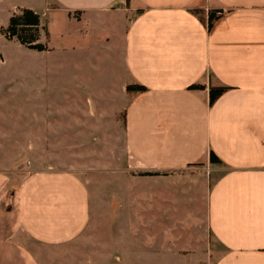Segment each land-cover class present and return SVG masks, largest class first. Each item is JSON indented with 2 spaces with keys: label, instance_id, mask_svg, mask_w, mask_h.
Segmentation results:
<instances>
[{
  "label": "crops",
  "instance_id": "crops-1",
  "mask_svg": "<svg viewBox=\"0 0 264 264\" xmlns=\"http://www.w3.org/2000/svg\"><path fill=\"white\" fill-rule=\"evenodd\" d=\"M11 1L38 21L36 4L54 12L66 41L83 39L85 52L97 53L87 59L97 58L90 66L104 81L90 88L98 100L122 99L111 107L120 116L118 174L143 181L158 218L188 212L201 221L203 247L190 232L198 226L176 214L184 231L168 253L264 264V0ZM212 9L221 13L206 28ZM218 85L227 88L209 103L208 88ZM26 165L15 175L0 169V264H39L36 248L71 240L92 222L82 174Z\"/></svg>",
  "mask_w": 264,
  "mask_h": 264
},
{
  "label": "rangeland",
  "instance_id": "rangeland-1",
  "mask_svg": "<svg viewBox=\"0 0 264 264\" xmlns=\"http://www.w3.org/2000/svg\"><path fill=\"white\" fill-rule=\"evenodd\" d=\"M22 7L19 1L0 2V169L15 175L28 160L26 166L31 168H68L82 174L92 220L71 240L36 248L37 262L208 264L206 255H171L166 248L168 242L181 239L178 232L183 228L177 224L183 222L175 219L176 214L198 226L190 232L194 243L203 247L198 216L188 219L191 213L183 212L158 218L162 210L149 201L143 181L123 180L118 174L123 156L120 116L111 107L122 99H97L93 88L104 80L90 66L97 58L87 59L97 53L85 52L83 39L66 41L63 21L40 4L35 5L38 41L46 49L36 51L13 36L6 38L2 28ZM158 223L168 225L156 227ZM117 245L123 248L121 255L113 249ZM153 248H157L154 254Z\"/></svg>",
  "mask_w": 264,
  "mask_h": 264
},
{
  "label": "trees",
  "instance_id": "trees-1",
  "mask_svg": "<svg viewBox=\"0 0 264 264\" xmlns=\"http://www.w3.org/2000/svg\"><path fill=\"white\" fill-rule=\"evenodd\" d=\"M201 19L200 9H190ZM220 9L209 10L206 19L203 20L206 28H209L211 21L219 16ZM38 14L28 7H22L18 13H12L7 20V24L2 28L6 38L15 37V39L28 48L36 50L44 49V45L37 41L38 36ZM190 87H200V84H190ZM227 86L218 85L208 88V102L211 103ZM144 86L140 84H127L126 90H143ZM210 162H219L217 156L210 151L208 154Z\"/></svg>",
  "mask_w": 264,
  "mask_h": 264
}]
</instances>
